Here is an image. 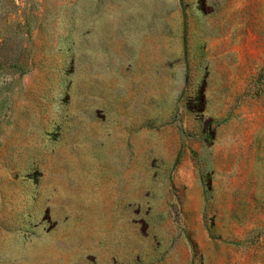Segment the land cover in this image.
<instances>
[{"label":"rangeland","instance_id":"rangeland-1","mask_svg":"<svg viewBox=\"0 0 264 264\" xmlns=\"http://www.w3.org/2000/svg\"><path fill=\"white\" fill-rule=\"evenodd\" d=\"M107 135L145 140L160 264H264V0H0V264L104 209Z\"/></svg>","mask_w":264,"mask_h":264},{"label":"crops","instance_id":"crops-1","mask_svg":"<svg viewBox=\"0 0 264 264\" xmlns=\"http://www.w3.org/2000/svg\"><path fill=\"white\" fill-rule=\"evenodd\" d=\"M94 140H86L83 148L88 149L87 141L93 146L103 142L105 150L110 146L108 154L113 158L120 156L103 183L89 185L87 181L80 188L91 205L102 203L104 209L96 210L89 217L57 222L56 229L49 231L42 241L38 263L160 264V249L156 248L154 238L147 233L146 227H143L144 230H141L140 224L130 227L128 223L131 221L127 218L128 223L125 224L122 215V206L130 209L145 202L144 189L136 188L146 186L145 140L130 141L116 135ZM88 158L84 156L80 159L85 161Z\"/></svg>","mask_w":264,"mask_h":264}]
</instances>
